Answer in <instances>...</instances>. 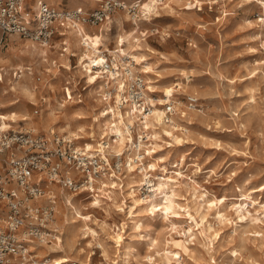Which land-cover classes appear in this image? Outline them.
<instances>
[{"label": "rangeland", "instance_id": "374dc122", "mask_svg": "<svg viewBox=\"0 0 264 264\" xmlns=\"http://www.w3.org/2000/svg\"><path fill=\"white\" fill-rule=\"evenodd\" d=\"M34 1L28 0L26 4L32 12L36 10V6H33ZM233 1L228 4L225 18H216L218 7L212 10L204 7L202 11L192 9L196 13H186V18H178L174 14L166 15L161 10L158 13L160 16L151 17L150 22L140 21L137 27L125 18L121 27L117 22H113L112 30L103 37L102 41L106 47L109 49L112 47L110 50H113L117 32L122 28L137 30L136 34L139 35L140 40L152 49L149 50V61L154 63L156 73L152 76L157 90L151 96L155 99L162 98L163 104L173 99L175 106L179 105L174 116L181 124H185L189 131L188 134H180L175 138L170 133L164 132V140L161 143H163V152L166 153V163L174 169L179 166V160L184 155L185 161L181 169L194 177L200 191L205 188L209 190V196H211L210 192L216 196L225 195L227 210H230L231 201L238 202L242 198L243 205L248 207L250 212L243 218L233 212L229 214L231 220L225 223L219 222L216 217L210 215L208 220L213 227L207 234L211 237H205L203 234L201 236V233L197 232L186 239L185 235L173 230L161 215L147 217L143 211H140L136 218L140 219L142 227L137 229L123 212L103 202L104 208L89 207L84 211L92 210L91 213L96 216L99 223L104 220L112 229L123 224L121 243L117 245L108 236L112 234V229L103 230L95 224L93 227L99 232L96 239L81 240L80 237L77 239L76 247H83V252L68 249L52 253L49 258L66 255L70 258L67 264H264V219H262L264 208L260 204L264 201V44L260 42L264 39V27H260L257 23L247 26L242 22L243 18L255 19L260 16L257 6H237ZM51 4L63 8L76 6L70 5L72 0H54ZM83 4L81 6L91 8L95 6L96 0L94 3ZM141 28L149 29V32L142 36L138 32ZM152 28L157 29L153 34L150 33ZM164 29L169 31L168 35L162 32ZM20 42L24 40L14 35L3 37L0 32V52L14 56L16 54L14 46ZM62 46L60 38L54 37L48 45L47 56H54L53 52L63 51ZM68 63L70 68L60 63L53 73L49 72L51 74L49 80L55 88L54 91L46 88L42 91L36 88L34 97L36 104L23 99V102L17 106L2 108L0 112L21 109L31 117L38 118L44 107L41 105L42 95H46L51 100V111L60 114L57 124L62 123L61 114H69L74 110L73 106L65 109L62 103L72 95L75 100L87 99L86 93L89 89L84 78L76 72V58L73 55H69ZM42 64L39 60L25 61L24 67L26 65L31 69L11 67L8 69V75L11 76L16 72L18 78L23 70L25 76L21 77L25 81H28V76L31 75L33 83L40 85L43 77L38 70H45ZM3 65L0 64V68ZM27 71L32 73L26 74ZM70 76L77 80L75 86L66 83ZM57 86L63 91H58ZM69 88L72 92L68 91ZM78 93H81L80 98L77 97ZM186 94L199 97V105L196 109L186 108L184 101ZM0 99H3L1 93ZM35 108H38L37 113H33ZM179 109L186 111V115ZM90 120L88 117L81 121L88 123ZM216 120L219 121L218 124H215ZM16 127L23 128L22 122ZM37 131L40 135L48 134L46 128ZM54 133L62 135V132L57 130ZM85 141L80 139L75 142L84 144ZM150 160V157L145 158L144 163ZM184 180L187 183L186 185L182 183L181 193L188 196L192 190L189 189V184L192 182L186 177ZM126 181L125 172V177L113 191H116L118 200H124L128 204L130 199L124 196L127 193ZM143 186L137 191L138 196L147 195L148 189L146 185ZM51 187L52 193L58 198L56 203L64 201L58 187L56 185L53 187L52 184ZM241 193L249 195L252 201L248 197H242ZM92 198L87 193H77L68 206H72L71 203L75 206H78L79 202L88 203ZM102 198L103 201H108V196ZM235 207H232L233 211ZM173 218L178 219L179 216L174 215ZM189 221L191 220L185 219L181 222V226L187 228ZM58 237L61 238V235L59 234L57 239ZM151 237H157L158 243L153 245ZM165 239H169L170 242L165 243ZM173 239L181 240V247L174 245ZM183 243L186 245L184 248ZM164 249L168 251L178 249L181 253L169 254L172 258L168 262L163 254ZM35 261L39 263L42 258L34 256L33 261L30 262Z\"/></svg>", "mask_w": 264, "mask_h": 264}, {"label": "bare ground", "instance_id": "6f19581e", "mask_svg": "<svg viewBox=\"0 0 264 264\" xmlns=\"http://www.w3.org/2000/svg\"><path fill=\"white\" fill-rule=\"evenodd\" d=\"M38 1L40 0L34 1L33 6H36V8ZM45 1L47 3H53L54 0ZM196 1L198 2L199 0ZM186 2L187 0H166V3L162 6V10L166 13V15L174 14L178 18H186V13H196L191 8L185 7ZM233 2L237 6H257L260 10V16L255 19L243 18L242 22L247 26L257 23L260 27H264V0H234ZM83 3H94V0H85V2L83 0H72V4L70 5L81 6L84 5ZM187 4L190 5V3ZM154 7V0L144 2V9L150 10ZM126 17L127 15L125 13H118L116 22L119 27H121L122 21H124ZM81 29V27H79V29H65L66 35L64 36V40L69 46V48L68 46L66 48L67 52H53L55 55L49 57L47 56L48 46H39L31 39H23L16 34H10L24 40V42H20L14 46L16 53L14 56L0 52V64H4L0 68V93L3 96V99H0V109H5L9 106H17V104L23 102V99H26L31 104H36V101L34 100L37 92L36 88L42 91H44L45 88L49 91H54L55 88H53V85L49 80V76L51 75L49 72L53 73L60 63L64 64V67L70 68L68 63L69 55H73L76 58V72L81 78H84V82L87 84L86 87L89 88L86 93L88 95V100H75L73 95L68 100H65V102L62 103L65 109L73 106L74 110H72L69 114H61L63 122L57 124L58 116H60V114L54 113L57 111H51V100L46 95H42L43 104L41 105L44 107L42 108V112L38 118L31 117L29 113L22 111L21 109L3 110L0 112V126L4 128L11 126L16 127L22 122L23 128L31 129L34 132H38L37 130L46 128L48 130V134H45L47 138H51L53 133L57 130L62 132L63 137L69 140L77 139V141H79L80 139H85L86 148L89 150H108L115 153H121V151L126 149L124 143L126 137L125 134L129 132V129L133 125L136 126L138 131L141 129L148 130L150 128V133L152 134L151 136L153 139L152 143L146 146L144 143H139L136 147L140 148L141 146H145L143 148L147 149V155H149L151 160L147 163L129 162L125 164V172L127 175L125 189L127 190V193L124 194V196L130 199L128 204H126L124 200H118L116 191H113V189L110 193L108 192L107 195L104 194L103 191L97 195L93 194L92 200H89L88 203L79 202L78 206L71 203L72 206H68L76 194L67 192L64 188H58L64 201L56 203L55 219L57 216V220L53 219L51 226L58 230L61 238L58 237L57 241L53 240L54 242L31 244V247L36 249L35 256L41 257L42 261L39 263L35 261L26 264H67L70 261V258L66 255H58L54 258H49L48 256L52 253L68 249H76L77 252H83V247H76L78 244L77 239L79 237L81 240L87 238L96 239L99 232L95 227H93L95 224L99 225L103 230L107 228L112 229L111 225L104 220L99 223L96 216L91 213L92 210L84 211L89 207L92 209L98 208L99 206L104 208L102 206L103 202H105V205L113 206L120 212H123L127 218H130L133 225L137 229L142 227V223L139 221L140 219L136 218L140 211H143L144 215H147V217L161 215L169 222V225L173 230L185 235L186 239H188L189 235H195L197 232L201 233V236L203 234L205 237H211L207 234V232L211 230V227H213L211 225V221L208 220V216L210 215H213L219 222L222 223L230 221L231 218L229 214H232L233 212H235L240 218L245 217L246 214L250 212V209L243 205L242 198L238 202L231 201V203H229L230 210H227L225 195L216 196L214 193L210 192L211 196H209L208 189L204 188L200 191L197 188L199 185L195 182L194 177L185 173L184 170L181 169L185 161L184 155L180 158L178 167L173 169L168 166L165 160L166 153L163 152V143H161V141L164 140V132L170 133V135L175 138L180 134H188L189 131L185 124H181L178 121L176 116H173L170 123L164 122L163 111L161 108V105H163L162 98L155 99L152 96L151 98L149 97L148 99L155 104L154 112L151 116L143 117V119H141V117H138L137 114H134V112L129 109L121 111L119 109V100L117 99V96L116 100L113 101H111V99L104 100L100 96L103 82H96V76L87 72L86 69H83L82 65L87 67L84 62H89V59L94 57L100 49V45H103L104 48H109L106 47L102 41L105 36L103 33H99L95 30V28H92L94 30L92 32L85 31L83 33ZM133 31V28L128 30L122 28L121 31L117 32V35L115 36L114 48H116L118 55H127L131 60H134L135 65L133 67L143 73L148 92L151 95L157 90V86L154 84L153 80L154 77L152 76L153 73H156L154 63L149 61V50L151 51L152 49L147 47V45L140 40L139 35H137L136 32L133 33ZM162 32L166 35L169 34V31L166 29L162 30ZM260 42L261 44H264V39H261ZM95 58L96 57H94V59ZM99 59L102 58L100 57ZM38 60L43 63L42 67L45 69L38 70L41 71V75L43 77V81L40 85L33 83V77L31 75L28 76L29 80L25 81L21 77L22 75L25 76L23 70L21 71L22 73L18 75L20 76L18 78L16 77V72L13 74L15 76L8 75V69L11 67L31 69L30 67H26V65L24 67L25 61L36 62ZM31 73V71L26 72V74ZM70 77L73 81L69 79L66 83H71L72 86H75L77 80L74 79L75 77ZM57 90L61 91L62 88L57 86ZM68 91H71V88H69ZM8 95H10V97L6 98ZM66 101L68 104H66ZM176 108H179V105H176ZM180 112H183V114L186 115V111L180 110ZM88 117L91 119L90 122L87 123L81 121L82 119H87ZM214 122L215 124L219 123L218 120ZM241 124L244 125L242 122ZM111 132L118 133L119 140L112 143L107 142L106 145L102 144L99 139ZM126 155L129 157V161H135L130 156L129 152H126ZM184 177L188 178L189 181L192 182L189 184V189L192 190L188 196L181 193L182 183L185 185L187 183V181L184 180ZM143 185H146L148 189L147 195L138 196L137 191L140 190ZM52 186L54 187V184H52ZM107 196L108 201H103L104 198L102 197L106 198ZM241 196L250 198L249 195L245 193H241ZM237 200L239 199L237 198ZM250 200L252 201L251 198ZM260 204L262 208H264V201H261ZM234 206H236L235 211L232 210V207ZM174 215L179 216V218L174 219ZM185 219L191 220L187 223V228L181 226V222ZM122 228L123 224L121 227L117 226L116 229L113 228L112 234L108 235L117 243V245L121 243L123 238L121 231ZM150 239L153 245L157 244L159 241L157 237H151ZM172 241L174 242V245L181 247V240L173 239ZM87 242V244H89V241ZM169 242V239L165 241L167 244ZM182 246L183 248L186 247L184 243ZM172 253L180 255L181 252L178 249L174 251L164 249L163 254L168 262H170L172 258L169 254ZM150 258L152 257L150 256ZM153 262H155V260H153Z\"/></svg>", "mask_w": 264, "mask_h": 264}, {"label": "built area", "instance_id": "2783aa9c", "mask_svg": "<svg viewBox=\"0 0 264 264\" xmlns=\"http://www.w3.org/2000/svg\"><path fill=\"white\" fill-rule=\"evenodd\" d=\"M27 1L0 0L2 36L16 34L41 46L50 45L57 36L63 51L67 50L64 40L67 28L81 27L83 33L96 28V31L106 35L112 30V23H116L119 12L125 13V20L137 27L140 21L150 22L151 17L160 16L158 13L166 3V0H154L155 7L147 10L143 5L148 0H96L91 8H63L40 0L32 12L26 6ZM232 1L187 0L185 7L198 11L204 7L209 10L218 7L216 18H225L228 4ZM155 31L156 28L150 29L151 34ZM134 32L137 30L134 29ZM138 32L146 35L149 29ZM99 48L94 55L96 58L84 62L87 67L82 65V68L95 75L96 82H103L100 96L111 101L117 96L121 111L129 109L141 119L151 116L155 104L148 99L151 95L144 75L134 69V60L127 55H118L116 48L109 50L103 45ZM65 94L68 98L66 88ZM77 97L80 98L81 93ZM184 101L188 110L199 105V97L194 94H186ZM175 104L171 99L161 105L164 122L172 121L176 114ZM37 112L38 108H35L33 113ZM150 131V128L136 131L133 125L125 134L127 150L115 153L89 150L86 142L77 144V139L69 140L56 133L47 138L31 129L0 126V264L29 263L36 254L31 244L57 239L59 232L51 226V222L55 219L58 198L52 193L51 184L72 193H87L91 197L102 191L107 194L119 186L125 176V164L142 163L149 157L143 147L152 143ZM99 140L106 145L119 140V135L111 132ZM139 143L145 146L136 147ZM126 152L135 161H129Z\"/></svg>", "mask_w": 264, "mask_h": 264}, {"label": "crops", "instance_id": "0c3cea01", "mask_svg": "<svg viewBox=\"0 0 264 264\" xmlns=\"http://www.w3.org/2000/svg\"><path fill=\"white\" fill-rule=\"evenodd\" d=\"M96 29V28H95Z\"/></svg>", "mask_w": 264, "mask_h": 264}]
</instances>
